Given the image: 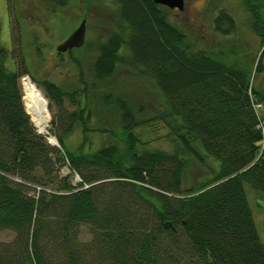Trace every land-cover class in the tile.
Here are the masks:
<instances>
[{
  "label": "trees",
  "instance_id": "16d2710c",
  "mask_svg": "<svg viewBox=\"0 0 264 264\" xmlns=\"http://www.w3.org/2000/svg\"><path fill=\"white\" fill-rule=\"evenodd\" d=\"M242 4L263 45L257 61L236 42L216 53L194 47L152 0H116L115 31L98 47L93 78L105 82L122 67L151 84L161 98L154 119L179 139L171 153L138 147L133 131L145 121L107 94L96 107L113 111L122 138L92 149L88 86L68 89L31 75L56 110L58 147L51 146L22 104L20 79L35 70L24 38L17 61L1 42L0 21V232L14 234L0 244V264H264L244 190L248 184L264 194V111L253 107L264 103L255 84L264 71V20L251 0ZM235 23L220 12L214 30L234 35ZM30 31L36 47L39 35ZM76 128L82 142L71 149L65 139ZM197 150L216 166L208 180L187 187L186 159ZM65 165L76 185L59 174Z\"/></svg>",
  "mask_w": 264,
  "mask_h": 264
},
{
  "label": "rangeland",
  "instance_id": "374dc122",
  "mask_svg": "<svg viewBox=\"0 0 264 264\" xmlns=\"http://www.w3.org/2000/svg\"><path fill=\"white\" fill-rule=\"evenodd\" d=\"M185 1V12L181 13V16L174 15L169 9L163 8L168 10L169 21L186 34L194 47L216 53L217 51H226L233 42H236L235 46L239 47V52L249 53L257 61L263 45L260 38L250 30L249 23L252 19L243 8V0ZM115 11L116 0H72L64 7L54 6L48 0H0L1 42L8 50L12 49L16 60L20 61L22 57L18 36L22 34L24 38L22 50L27 59L34 64L36 70H32L28 75L31 81V75H33L36 80L48 78L68 89L82 86L80 81L88 86L87 93L91 100L90 106L93 115L89 125L92 130L89 134L92 149L96 150L122 138L113 111L110 109L101 110L96 107V104L107 94L125 101L138 122L145 121L133 131L138 147L171 153L179 148V141H177L179 139L161 121L154 119L161 98L151 84L122 67L117 68L114 75L105 82H99L93 78L92 64L98 53V47L115 31ZM220 12H225L235 20L236 33L234 35L225 36L214 30L215 18ZM261 16L264 20V9L261 10ZM83 21H85L83 47L73 49L71 53H57L56 47L66 40ZM20 25L23 28L21 32ZM32 28L39 35L37 43L39 49L32 44L34 33L30 31ZM255 84L264 90V71L255 79ZM20 86L24 110L39 134L38 128L25 109L22 83ZM38 89L43 94L42 89ZM46 101L49 121L46 130L41 135L46 136L48 142L55 140L57 143L53 132H59V130L52 125V117L56 110L50 112L49 101L47 99ZM66 104L68 106V102ZM75 108V106L69 105L70 111ZM98 113L99 121L96 120ZM102 133L105 134L102 136ZM65 142L71 149L78 146L82 142L80 128H76L65 139ZM197 152L190 154L186 159L189 162L185 173L187 187L192 183L197 184L208 180L216 166L214 161L203 158L199 150ZM59 174L68 176L71 172L65 165L60 168ZM70 176L72 184L76 185L79 179L75 175ZM244 190L258 236L264 245V194L253 190L248 184H244ZM31 194L34 193L31 192ZM82 237L83 241L90 240L85 232L82 233ZM13 239L12 232H0V244L9 243Z\"/></svg>",
  "mask_w": 264,
  "mask_h": 264
},
{
  "label": "bare ground",
  "instance_id": "6f19581e",
  "mask_svg": "<svg viewBox=\"0 0 264 264\" xmlns=\"http://www.w3.org/2000/svg\"><path fill=\"white\" fill-rule=\"evenodd\" d=\"M22 87L25 109L39 132L43 133L49 121L47 101L41 91L30 79H24ZM51 141L53 142V140Z\"/></svg>",
  "mask_w": 264,
  "mask_h": 264
},
{
  "label": "water",
  "instance_id": "95a60500",
  "mask_svg": "<svg viewBox=\"0 0 264 264\" xmlns=\"http://www.w3.org/2000/svg\"><path fill=\"white\" fill-rule=\"evenodd\" d=\"M158 6H163L178 12L184 11V0H152ZM85 43V21L61 44L56 47L57 53H66L73 49L82 48ZM54 144V143H52Z\"/></svg>",
  "mask_w": 264,
  "mask_h": 264
},
{
  "label": "built area",
  "instance_id": "2783aa9c",
  "mask_svg": "<svg viewBox=\"0 0 264 264\" xmlns=\"http://www.w3.org/2000/svg\"><path fill=\"white\" fill-rule=\"evenodd\" d=\"M253 107H254L256 112H260L263 110V107L260 104L255 103V104H253ZM258 128L260 129L261 135L263 138L262 143H261V147H260V155H261L262 151L264 150V119L259 123Z\"/></svg>",
  "mask_w": 264,
  "mask_h": 264
},
{
  "label": "flooded vegetation",
  "instance_id": "af4514ba",
  "mask_svg": "<svg viewBox=\"0 0 264 264\" xmlns=\"http://www.w3.org/2000/svg\"><path fill=\"white\" fill-rule=\"evenodd\" d=\"M184 2H186L185 0H184ZM251 3H252V6H258V8L260 9L261 8V10L262 9H264V0H251ZM184 5H185V3H184ZM185 6H184V11L183 12H185ZM170 10V9H169ZM260 10V11H261ZM174 15H177V16H181L182 14L181 13H183V12H178L177 10H170Z\"/></svg>",
  "mask_w": 264,
  "mask_h": 264
}]
</instances>
